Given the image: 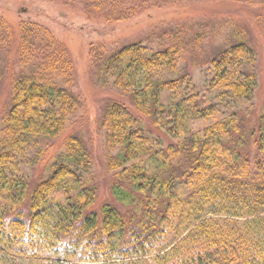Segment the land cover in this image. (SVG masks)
Masks as SVG:
<instances>
[{"label":"trees","instance_id":"obj_1","mask_svg":"<svg viewBox=\"0 0 264 264\" xmlns=\"http://www.w3.org/2000/svg\"><path fill=\"white\" fill-rule=\"evenodd\" d=\"M156 4L85 0V9L94 14L103 6L107 21L115 13L114 21L124 22ZM19 32L20 59L35 56L37 63L33 75L13 81L5 137L24 146L69 134L59 162L34 185L11 176L7 153L0 154V264H264V113L233 111L219 119L180 93L176 79L157 74L175 69L176 47L147 56L140 44L109 55L93 46L90 67L113 71L122 94L99 114L114 152L101 163L102 202L89 178L90 141L82 131H64V116L81 103L71 90L69 52L36 24ZM40 33L46 38L36 45ZM248 51L234 44L210 66L231 98L251 103L256 74L240 72ZM145 127L163 144L149 145Z\"/></svg>","mask_w":264,"mask_h":264},{"label":"rangeland","instance_id":"obj_2","mask_svg":"<svg viewBox=\"0 0 264 264\" xmlns=\"http://www.w3.org/2000/svg\"><path fill=\"white\" fill-rule=\"evenodd\" d=\"M152 1L160 8L115 22V13L107 21L103 6L99 12L88 14L85 0H0V154L7 153L11 176L24 178L30 185L40 182L61 158L64 139L69 134L66 129L82 131L93 149L89 178L100 188L102 202L106 201L101 163L114 152L106 145L99 114L109 98L118 100L122 94L115 88L113 71L98 74L90 67L93 46L109 55L124 46L140 44L147 56L176 47L179 55L175 69H161L157 74L162 79H176L181 84L180 93L209 106L217 118L233 111L254 116L264 113V6L254 0H168L164 4L160 2L166 0ZM30 23L47 30L69 52L75 69L71 90L81 103L64 116L63 135L11 146L3 125L11 109L13 81L25 74L33 75L37 63L35 56L27 62L20 59L19 27ZM172 35H177V39ZM40 36L36 45L46 38L43 33ZM197 36L201 42L195 44ZM192 40L196 49L192 48ZM237 43L249 48L240 72H254L257 77L251 103L231 98L225 86L217 85L210 66L212 58ZM144 129L149 145L163 144L159 134Z\"/></svg>","mask_w":264,"mask_h":264}]
</instances>
